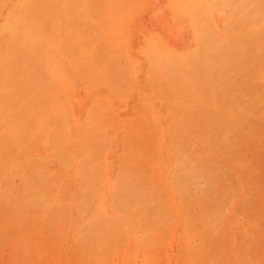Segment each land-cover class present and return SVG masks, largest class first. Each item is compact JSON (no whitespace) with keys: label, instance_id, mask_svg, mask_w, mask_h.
<instances>
[{"label":"rangeland","instance_id":"374dc122","mask_svg":"<svg viewBox=\"0 0 264 264\" xmlns=\"http://www.w3.org/2000/svg\"><path fill=\"white\" fill-rule=\"evenodd\" d=\"M49 1L0 0V264H264V0L190 57L140 44L146 0H59L35 40Z\"/></svg>","mask_w":264,"mask_h":264},{"label":"bare ground","instance_id":"6f19581e","mask_svg":"<svg viewBox=\"0 0 264 264\" xmlns=\"http://www.w3.org/2000/svg\"><path fill=\"white\" fill-rule=\"evenodd\" d=\"M58 1L59 0L49 1V4L45 8V11H41L38 15V18L32 22L31 26L33 29L31 33L33 39L42 41L43 38H45V35L49 31L48 27L50 26V24H52L54 9L56 8L57 4H59ZM184 1L185 0H146V9L141 13V19H139V22L142 24V26L139 25L141 27V31L139 32L141 33V36L139 38L141 41L140 44H144L145 40H147L148 38H152L155 40L156 44L163 45L170 53L178 54L183 57L194 56L196 53L202 54V52H200L199 50L203 46L204 41L207 40V35L205 32V19L209 20L216 29L223 30L225 33L233 30V26L236 21V14L241 13L242 17H244L249 0H192L191 3L198 5L199 7L207 6L205 14L201 16L194 15V5L184 4ZM72 2V6H69L68 8V11L70 13L73 11V6L75 4L74 1ZM95 3L97 5V2ZM70 13L68 14L70 15ZM100 14L101 13H99V16ZM109 14L111 15V13ZM6 39L8 40L7 50L4 53V57L2 58L4 60V64L8 65V63L11 62V60H13L14 58H18L21 63L25 62L27 55L25 50L17 48L18 44L15 42L17 38L13 37L11 39H8V37L6 36ZM212 43L213 45H215V41H213ZM157 48H159V46ZM153 56V58H155V60L159 62V64L163 65L165 63V59L159 55V52H157V50L154 51ZM107 77V70L100 67V70H98L95 76H92L90 81H104L107 79ZM112 80L113 86L116 88V92L119 93V95H123V93H125V90H123V86L121 85V83L123 82V69L121 65H118L115 68V71L112 75ZM88 110V100L85 98V96H83L81 93L73 91L68 95L67 101L60 104L56 116L57 119L61 121L63 119H67L69 113L72 111V115L77 118L81 125L84 126L88 119ZM105 114V108L101 107L97 110V113L94 116L96 125H99L105 120ZM66 152L67 143L65 142L61 146V154L64 158H66ZM43 201H45V204H47L48 198L45 196V200Z\"/></svg>","mask_w":264,"mask_h":264}]
</instances>
